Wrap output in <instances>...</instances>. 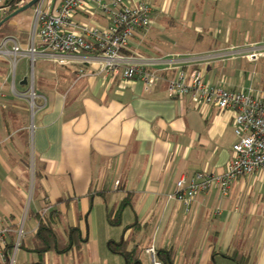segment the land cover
Returning <instances> with one entry per match:
<instances>
[{
  "label": "crops",
  "instance_id": "0c3cea01",
  "mask_svg": "<svg viewBox=\"0 0 264 264\" xmlns=\"http://www.w3.org/2000/svg\"><path fill=\"white\" fill-rule=\"evenodd\" d=\"M8 1L0 0V21L7 16ZM222 1L223 49L238 47L243 34L247 46H264V0ZM62 3L41 0L15 16L8 21L9 37L27 48L37 10L55 15ZM139 3L152 7V25L136 33L125 53L171 63L151 67L161 78L148 93L142 80L99 74L97 63L59 65L43 58L33 101L32 63L23 59L25 67L12 81L11 63L0 57V228L7 229L0 264L38 263L30 249L45 210L60 213L61 232L79 227L87 238L81 252H49L45 264H127L109 244L129 238V251L141 250L140 264H151V246L157 253L172 250L173 264H264V172L238 178L226 194L213 189L199 195L189 207L168 199L180 180L223 174L238 137L235 112L196 105L190 95L171 99L167 93L171 80L199 69L207 84L264 96V72L257 84L251 76L244 85L246 77L231 60L189 61L214 50L210 43L216 40L203 35L216 20L211 0H124L127 6ZM176 19L182 25L172 31L181 40L194 42L193 37L210 45L195 52L154 46L153 28L173 26ZM110 24L111 15L94 2L73 17V29L82 34Z\"/></svg>",
  "mask_w": 264,
  "mask_h": 264
},
{
  "label": "built area",
  "instance_id": "2783aa9c",
  "mask_svg": "<svg viewBox=\"0 0 264 264\" xmlns=\"http://www.w3.org/2000/svg\"><path fill=\"white\" fill-rule=\"evenodd\" d=\"M90 2L97 3L103 11L111 15V24L105 29H85V34L73 29V17L83 11ZM152 7L146 3L127 6L124 0H111L109 5L102 0H63L57 14L50 15L38 9L35 16L32 40L27 48L11 37L0 43V57L10 61L13 70L23 59L32 64L38 58L51 60L59 65H69L73 61L82 64H99L98 73L124 80H142L145 92H150L160 80L158 70L151 67L162 64L167 59H141L127 55L131 40L136 33L152 25ZM40 39V43L35 41ZM239 54L255 62L264 57V46L252 44L245 48L231 47L212 51L189 58L198 63L219 59H228ZM82 76L86 75L81 70ZM30 97L34 101L37 94L33 82ZM14 88V87H13ZM168 97L180 99L186 95L192 97L196 105L212 106L221 111L235 112L234 130L238 142L233 147V160L223 174L197 175L191 181L180 180L168 199H177L188 207L191 201L213 189L226 194L234 182L244 176L264 172V96L256 90H231L217 87L204 81L203 71L195 69L190 76L182 72L171 80L167 89ZM4 91L0 87V105ZM44 212H47L45 210ZM43 212V213H44ZM7 238V229L0 228V255H3ZM151 264H163L157 257L155 246L147 249Z\"/></svg>",
  "mask_w": 264,
  "mask_h": 264
},
{
  "label": "trees",
  "instance_id": "16d2710c",
  "mask_svg": "<svg viewBox=\"0 0 264 264\" xmlns=\"http://www.w3.org/2000/svg\"><path fill=\"white\" fill-rule=\"evenodd\" d=\"M29 1L9 0L6 4L9 8L7 16L25 6ZM12 35L13 30L10 28L9 22H6L0 28V38L4 39ZM91 206L92 202L90 203ZM59 220H61V215L57 211H51L49 215L39 217V228L34 238L33 248L30 249L38 257L37 264H45V257L49 252H54L58 255H64L75 250L81 252L87 240V238L83 237L79 227H70L61 232L58 224ZM113 221L114 219H111V222ZM132 240L133 238H129L126 241L123 239L118 242H110L109 247L111 251L123 255L127 264H140L141 250L134 248L132 251H129V244ZM157 254L163 264L174 263L175 253L172 250H161ZM7 258L6 260L9 262Z\"/></svg>",
  "mask_w": 264,
  "mask_h": 264
},
{
  "label": "rangeland",
  "instance_id": "374dc122",
  "mask_svg": "<svg viewBox=\"0 0 264 264\" xmlns=\"http://www.w3.org/2000/svg\"><path fill=\"white\" fill-rule=\"evenodd\" d=\"M220 2H217V5L215 4V2L213 0H211V5L213 7V10H210L211 13L213 15L216 16V20L214 21L213 24L206 26V31L203 33V35L205 36V38L207 39H214L216 40V42L214 41V43H210L211 46L214 48L213 51H218V50H223V48L226 47L227 42H225V25L223 23V20L220 19V14H221V10L219 8V6L221 5V3H223L222 0H219ZM233 16V19H236L235 16V11L230 13ZM177 23L173 26H165V28H162V30L158 29L157 27H154L152 30V41L154 46H156V44H158V46H161L160 48H165L166 50L170 49V50H187V51H193L195 52L196 50H198L201 47H205V46H209V43L203 42V43H197V39L193 37H191L192 40H194V42L188 41V40H181L180 36L175 35V33L172 31L173 29L179 28L181 27V22L179 19H176ZM196 27V26H195ZM195 27L192 30H195ZM245 30V28H244ZM263 31H264V27H263ZM192 34V32L190 33ZM193 35V34H192ZM243 35H241L239 43L237 42V45L239 48H245V46H247V44H244L243 42ZM262 36L264 37V33L262 34ZM256 38L253 36V39ZM206 39V40H207ZM259 40V38L257 39ZM212 41V40H209ZM211 52V51H208ZM43 58H39L36 60L34 68H32V64L31 67H29L28 70V77L29 79L33 82V86H34V80L35 77L38 76L39 74V69H40V63L42 62ZM227 60H231V64L235 63L236 66L233 67V69L238 70V73L240 75H242V77H246L243 80V84L244 85H248L249 84V79L250 77H254L255 81L256 78L258 79L262 73L264 72V59L260 58L259 60H257V62H249L248 58L246 57V55L243 54H239L237 56H233L232 58H229ZM25 67V61H20V63L17 65L15 72L13 70L12 65L10 64V76L12 77V81L16 79L17 73L19 74L20 71H22V69ZM35 72V73H34ZM238 82H240L239 79H237ZM235 84V83H234ZM257 84V81H256ZM48 212H44L41 214V216H45L47 215Z\"/></svg>",
  "mask_w": 264,
  "mask_h": 264
},
{
  "label": "water",
  "instance_id": "95a60500",
  "mask_svg": "<svg viewBox=\"0 0 264 264\" xmlns=\"http://www.w3.org/2000/svg\"><path fill=\"white\" fill-rule=\"evenodd\" d=\"M41 0H31L29 3H27L25 6L19 8L18 10H16L15 12H13L12 14L6 16L2 21H0V28L2 27L3 24H5L6 22L10 21L12 18H14L15 16L25 12L26 10L36 6Z\"/></svg>",
  "mask_w": 264,
  "mask_h": 264
}]
</instances>
